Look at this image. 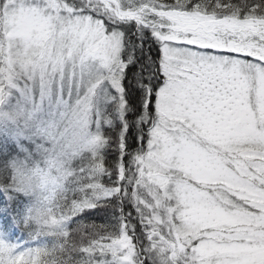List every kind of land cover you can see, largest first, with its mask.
<instances>
[{
	"label": "snow or ice",
	"instance_id": "snow-or-ice-1",
	"mask_svg": "<svg viewBox=\"0 0 264 264\" xmlns=\"http://www.w3.org/2000/svg\"><path fill=\"white\" fill-rule=\"evenodd\" d=\"M54 32L82 67L107 69L116 93L98 178L76 201L105 217L89 223L99 235L87 264H145V253L153 264H264V0H0V40L25 47ZM21 73L32 80L0 57V88L27 100ZM73 87L61 77L57 96ZM18 247L0 240V264H39Z\"/></svg>",
	"mask_w": 264,
	"mask_h": 264
},
{
	"label": "clouds",
	"instance_id": "clouds-1",
	"mask_svg": "<svg viewBox=\"0 0 264 264\" xmlns=\"http://www.w3.org/2000/svg\"><path fill=\"white\" fill-rule=\"evenodd\" d=\"M67 48L55 32L25 47L0 40V57L23 61L33 73L32 80L21 73L14 81L19 88L28 84L27 100L7 82L0 88V145L5 146L0 189L30 197L26 224L32 238L43 241L32 246L39 264H87L83 250L99 232L77 220L82 214L76 201L80 190L98 178L106 134L116 121V93L107 69L95 62L82 67ZM61 77L74 85L70 97L57 96Z\"/></svg>",
	"mask_w": 264,
	"mask_h": 264
},
{
	"label": "trees",
	"instance_id": "trees-1",
	"mask_svg": "<svg viewBox=\"0 0 264 264\" xmlns=\"http://www.w3.org/2000/svg\"><path fill=\"white\" fill-rule=\"evenodd\" d=\"M133 70L134 69H130L129 72ZM136 115L137 113H130L129 118L135 119ZM108 131L112 130L109 129ZM134 133L135 129H130L132 138L129 141L130 147L128 151H132L139 147V141L135 138ZM117 156L118 153L116 152L115 143H113V145L107 151V157L109 161H112L115 160ZM30 205L31 200L27 194L21 193L16 189H0V235L2 234L5 237L3 238L0 236V240L11 245L19 246L18 250H23V248L26 246L32 247L43 242L42 240H34L30 231L28 230L26 221L28 219ZM6 208L12 210L9 212L7 220H5L6 214L3 213ZM127 210L133 211V216H135L131 204H128ZM77 219H83L86 223L93 221L97 223L105 222V217L103 215L97 214L95 211H89L86 214H83L81 217H77ZM134 222L138 224V221ZM138 235H141V239L146 246L147 241L143 239L142 229L139 228V224ZM142 258L144 259L145 264H153V260L149 254L145 253Z\"/></svg>",
	"mask_w": 264,
	"mask_h": 264
},
{
	"label": "rangeland",
	"instance_id": "rangeland-1",
	"mask_svg": "<svg viewBox=\"0 0 264 264\" xmlns=\"http://www.w3.org/2000/svg\"><path fill=\"white\" fill-rule=\"evenodd\" d=\"M145 144H146V141H145ZM0 236L3 237V238H5L2 234Z\"/></svg>",
	"mask_w": 264,
	"mask_h": 264
}]
</instances>
